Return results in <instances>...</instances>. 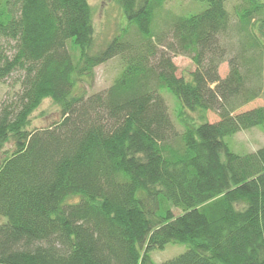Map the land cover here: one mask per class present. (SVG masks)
Returning a JSON list of instances; mask_svg holds the SVG:
<instances>
[{"label":"trees","instance_id":"1","mask_svg":"<svg viewBox=\"0 0 264 264\" xmlns=\"http://www.w3.org/2000/svg\"><path fill=\"white\" fill-rule=\"evenodd\" d=\"M115 1L140 39L127 28L95 52L89 0H0V82L22 74L0 109V264H264V146L239 154L226 141L264 129V105L240 111L264 97V0L234 7L225 77L227 0L167 14L161 30L167 0ZM178 54L196 65L188 79ZM116 56L122 70L106 90L75 91ZM46 98L61 119L32 128ZM172 244L185 250L155 261Z\"/></svg>","mask_w":264,"mask_h":264},{"label":"rangeland","instance_id":"2","mask_svg":"<svg viewBox=\"0 0 264 264\" xmlns=\"http://www.w3.org/2000/svg\"><path fill=\"white\" fill-rule=\"evenodd\" d=\"M241 0H227L226 7L231 13V26L228 32L223 35L222 41L229 45V54L226 59L221 62L219 73L221 77H225L230 70L229 58L234 54L235 47L239 38L237 32L238 18L234 13V7L237 6ZM93 11V23L95 28L94 45L92 51H98L105 46L116 36L122 34L129 28L127 37L135 39L134 42L140 39V34L134 26L129 25L128 20L124 14L121 5L115 0H89ZM208 6L206 1L198 0H167L164 7L159 10L155 21L158 23L157 30L167 29L165 24V17L167 14H183L188 15L202 11ZM168 33V31L166 32ZM165 42L171 40L168 35ZM160 52L165 51L166 48L162 45L158 46ZM10 51V49H9ZM172 60L177 67V75L190 78V73L195 70L196 65L192 59L187 55H174ZM121 58L116 56L108 61L98 65L94 69L92 77H84L78 80L75 91L78 93H86L87 95L106 90L117 78L122 70ZM22 74L15 73L5 81L0 82V109L6 103L14 100L17 92L20 91V77ZM163 96L168 105L170 116L176 126L181 131L182 127L177 122L176 110L178 106L177 99L167 90L162 91ZM264 105V97H259L247 103L240 111L251 109L257 106ZM208 117L211 122L220 119L219 115L214 111L208 112ZM61 119L60 107L53 102L51 98L43 100L42 104L31 115V127L42 128L50 125L54 121ZM226 141L230 148L239 154H246L255 151L257 148L264 146V129L261 127H253L246 130H241L234 135L226 137ZM12 143L6 145L5 150H11ZM10 153V152H9ZM6 154V153H5ZM4 154V155H5ZM75 198L74 200H76ZM177 215L181 213L178 208L173 209ZM3 219H0V223ZM185 250L184 245L175 244L168 245L163 250H155L152 253L153 258L157 262L165 261L172 258Z\"/></svg>","mask_w":264,"mask_h":264}]
</instances>
